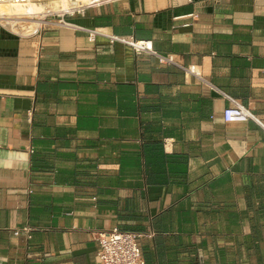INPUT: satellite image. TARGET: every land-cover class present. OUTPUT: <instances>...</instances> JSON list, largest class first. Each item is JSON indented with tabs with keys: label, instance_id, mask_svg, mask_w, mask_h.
<instances>
[{
	"label": "crops",
	"instance_id": "crops-1",
	"mask_svg": "<svg viewBox=\"0 0 264 264\" xmlns=\"http://www.w3.org/2000/svg\"><path fill=\"white\" fill-rule=\"evenodd\" d=\"M48 18L0 24V264H97L113 227L152 233L144 264H264V0ZM233 101L260 123L224 121Z\"/></svg>",
	"mask_w": 264,
	"mask_h": 264
},
{
	"label": "built area",
	"instance_id": "built-area-1",
	"mask_svg": "<svg viewBox=\"0 0 264 264\" xmlns=\"http://www.w3.org/2000/svg\"><path fill=\"white\" fill-rule=\"evenodd\" d=\"M56 0H0V3L4 4H21L23 8H26L24 13H21V19L32 20L36 18H41L39 25L33 29L36 32L39 28L50 25L54 21L48 18L49 13L47 11H31L30 5L32 4H47L48 2ZM60 1V0H58ZM109 0H96L87 5H81L77 7L70 8L71 11H64L65 13H74L85 6L89 5H100ZM41 15V16H40ZM62 15V14H57ZM56 15V16H57ZM92 32V30H90ZM110 42L119 41L121 43L131 46L135 52H147L152 53L164 62H172L170 58L162 57L157 54L153 48L151 40L147 39H135L131 36H121V35H108ZM30 114V112H29ZM250 118L255 119L254 115L241 104L233 101L230 105L222 110V119L226 122L232 121H246ZM259 122V121H258ZM260 123V122H259ZM264 129V125L260 123ZM168 145V139L164 140V146ZM33 227L26 224L22 227L15 229L13 231L14 235H21L26 238L30 237ZM143 235L151 236L152 233H140L136 231L122 230L117 227H113L110 230L101 233L97 237V248L95 255L97 258V264H144V258L141 254V249L138 243V239Z\"/></svg>",
	"mask_w": 264,
	"mask_h": 264
},
{
	"label": "bare ground",
	"instance_id": "bare-ground-1",
	"mask_svg": "<svg viewBox=\"0 0 264 264\" xmlns=\"http://www.w3.org/2000/svg\"><path fill=\"white\" fill-rule=\"evenodd\" d=\"M96 0H56L48 2L47 4H32L30 5L31 11H55L62 12L70 8L87 5ZM98 1V0H97ZM26 8H23L21 4H4L0 3V24L3 27H7L9 30L19 33L26 34L27 29H31V26L37 27L41 18L32 20L21 19V13H24Z\"/></svg>",
	"mask_w": 264,
	"mask_h": 264
},
{
	"label": "rangeland",
	"instance_id": "rangeland-1",
	"mask_svg": "<svg viewBox=\"0 0 264 264\" xmlns=\"http://www.w3.org/2000/svg\"><path fill=\"white\" fill-rule=\"evenodd\" d=\"M109 1H111V0H109ZM108 2V1H107ZM105 3V2H104ZM66 11H71V9H68V10H66ZM47 13H49V16L48 17H50V15H53V16H55V15H57V14H65V12L64 11H62V12H55V11H47ZM41 16V15H40ZM5 28H7V27H5ZM35 27L33 26H31V29H27L28 31H27V33L26 34H29V33H32V31H33V29H34ZM8 29V28H7Z\"/></svg>",
	"mask_w": 264,
	"mask_h": 264
},
{
	"label": "water",
	"instance_id": "water-1",
	"mask_svg": "<svg viewBox=\"0 0 264 264\" xmlns=\"http://www.w3.org/2000/svg\"><path fill=\"white\" fill-rule=\"evenodd\" d=\"M210 9V7H208V10Z\"/></svg>",
	"mask_w": 264,
	"mask_h": 264
}]
</instances>
